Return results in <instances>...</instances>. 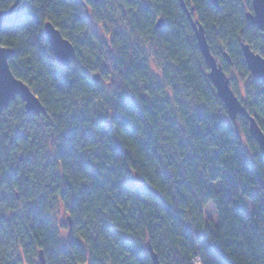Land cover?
Segmentation results:
<instances>
[{"label": "trees", "instance_id": "1", "mask_svg": "<svg viewBox=\"0 0 264 264\" xmlns=\"http://www.w3.org/2000/svg\"><path fill=\"white\" fill-rule=\"evenodd\" d=\"M184 1L188 8H194L192 17L205 30L210 51L222 65L224 72L235 70L242 79L251 77L254 81L253 90H258L264 85L263 81L252 77L241 51V44L244 42L264 58V37L247 16L252 13L251 0H244L243 5H240V0H218L219 8L215 7L211 0ZM90 2L97 13L104 10V15H108L109 10L119 11L122 24L112 30L108 39H111L113 44L117 40L121 41V50L132 48L135 44V51L140 54V59L134 63L137 71L143 73L147 61L142 53V42H156L162 47L166 56L165 67L162 68V71L166 72L165 81L161 82L152 73L151 77L155 78L156 87L162 88L171 79L167 68L175 66V75L180 79L173 83L174 90L176 83L186 84V93L191 90V96L186 94L183 97H175L178 111L173 114L174 117L184 116L187 119L185 112L194 107L206 135L202 136L199 130L194 129L190 143L209 141L208 147L212 148L217 142L207 133L209 124L215 125L213 132L221 129L228 132L225 139L231 143H220L213 148V164L208 167L204 180H200L198 175L195 176L196 180H200V187L207 193L199 204L194 201L186 202L183 195L170 202L168 193L171 189L161 190L164 181L171 177L173 170L178 174L183 172L185 176L192 174L194 169L199 172L201 169L197 166L200 164L201 154L195 149L189 152V143L173 139L175 152L165 156L163 163L155 151L152 157L154 167L145 160L140 149L144 148L147 142L140 141L137 145L132 137L136 132L135 119L143 120L145 115H152L148 105L144 103L148 94L147 91L137 94L133 86L127 84L120 88L112 105L122 111L111 112L110 121L103 114H99L90 121L93 125L90 127L87 113L75 116L74 123L78 127L84 151L76 153V161L66 166L64 173L57 177L58 182L45 185L46 192L28 199L33 195L32 189L36 186L32 181L35 175L33 167H40L36 164L34 155L38 142L31 134H25L22 124L5 132L7 117L0 115V168L4 163L8 165L6 170L0 171V181L17 180V186L19 183L25 184V188L19 194L13 193L12 197L13 201L23 202V214L15 210L12 204L9 205L7 214L0 211V264H40V249L46 264H82L86 258L85 253L88 254L87 264H152L149 244L158 255L160 264H200L201 253H210L215 264H264V204L257 199V193L252 192V189L258 188L264 182V155L249 134L248 118L239 115L234 124L228 117L226 107L217 97L214 86L212 87L215 95H207L197 86L192 71V60L201 61L198 68L208 69V66L196 38L194 49L191 47V41L187 39L189 36L195 37V31L181 9L179 0ZM13 4L16 5L15 8L0 25V43L15 51L8 59L9 67L14 75L27 83L38 96L44 106V112L38 115L27 112L23 100L19 97L1 110L13 115V110L18 105H23V118L29 123L39 118L44 129H60L64 123V110L70 95L75 93L76 97H81L86 92L99 93L103 83L107 82L105 78H111L109 72L104 67L100 72L87 73L90 79L78 88L67 65L59 66L53 56L51 62L58 68L49 73L51 84L38 85L37 82L42 77L32 75L33 62L28 52L20 50L24 45L19 39V33L23 30L26 20L35 28H40L49 21L72 43L75 48L74 59H79L86 55L84 49L89 43L87 36L85 34L74 39L75 28L72 29L73 35H68L65 21L79 24L80 20H84L93 28L95 23L87 10L82 15H77L74 9H79V4L75 3V0H56L59 15L57 11H52L51 0H0V9L7 10ZM38 7L44 11H36ZM237 13L242 18L245 29L239 27ZM99 19L103 23V16H99ZM158 19L163 21V26H157ZM124 25H127L126 30ZM251 30L257 32L253 40L261 43V46L257 47L253 40L247 38V31ZM185 34V39L181 41L179 36ZM97 35L100 36L101 42L105 40L99 32ZM230 41L232 43H229ZM224 52L228 54L231 63L221 54ZM240 54L242 61L238 62L236 57ZM111 58L116 63L122 62L120 55H111ZM12 59L19 62L18 66H13ZM95 75L97 82L93 80ZM132 75L133 71L127 68L121 73L123 81H128ZM151 87L150 79L144 84V88L147 90ZM247 95L252 107L245 108L264 132V98L257 100L249 91ZM84 98L90 105L91 100ZM160 101L164 105L169 103L167 97L163 96ZM188 101L191 103H187ZM152 102L155 103V98ZM159 109L160 105L157 104V112ZM166 127L171 130L172 126ZM237 129L241 133V141H247L246 145L237 143L234 135ZM97 130H101L103 136L111 138L108 155H114L120 164L124 165L128 172L135 173L136 177L116 178L115 173L111 172L112 165L108 163L107 158L100 160L94 148L91 152L93 158L89 157V145H95L99 139L95 135ZM58 135L65 143L58 148L56 158L76 152L72 144L66 143L74 137L72 127L63 128ZM154 143L168 141L161 137L154 140ZM248 152L255 155L248 156ZM181 161V167L177 168V163ZM51 166L45 160L42 167ZM73 168L75 173L71 171ZM187 183L186 179L181 181L185 190ZM4 196L5 194L0 192V198ZM259 196L264 198V191H261ZM203 200L214 201L216 223L205 216ZM61 203L66 213H73L68 215L72 225L71 238L66 244L59 240L54 251L47 239L48 226L54 218L53 212ZM42 207L52 211H42ZM187 216L192 219H186ZM93 219L100 223L98 234L95 236L88 232ZM76 232H79L80 236H77ZM6 246L8 252L5 254Z\"/></svg>", "mask_w": 264, "mask_h": 264}, {"label": "clouds", "instance_id": "2", "mask_svg": "<svg viewBox=\"0 0 264 264\" xmlns=\"http://www.w3.org/2000/svg\"><path fill=\"white\" fill-rule=\"evenodd\" d=\"M75 3L79 4V9H74L77 11V15H82L83 12L87 10L88 14L93 18L95 28H93L92 25L88 24L84 20H80L79 24L68 23L65 21V25L68 27V35H73L72 29L75 28L76 35L73 38L78 39L80 36L86 34L89 42L88 47L84 49L86 55L79 59L69 60L67 62V68L71 72L72 78L78 88L82 87L83 83L90 79L87 73L100 72L104 67H106L108 70L111 78H105L107 82L103 83L102 90L99 93L86 92L81 97H76L75 93H72L67 99V108L64 110V123L61 125L60 129H44L39 118L36 120H31L29 123L28 120L23 118V113L25 112L23 105H18L13 110V115H9L8 112L0 110V115L7 117V127L4 128L5 132H7L10 128L22 124L25 128V134H31V136L38 142L37 151L34 155L36 164L40 165V167H33L35 175L32 177V181L36 186L32 189L33 195L29 196L28 199H33L40 193L46 192L45 185L58 182L57 177H60L64 173L66 166L76 161V153L84 151V149L81 147L83 141L79 137L78 127L74 123L75 116L79 113H87L90 127H93L90 121L94 120L99 114H103L105 118L110 121L111 112L122 111L119 108L112 107L116 96L119 94L120 88L122 86H126L127 84H131L137 94L147 91L148 98L144 101V103L148 105L149 110L152 112L151 117L145 115L143 120L135 119L136 132L132 137L133 142L137 145L140 141L147 142L146 146L140 149V151L143 153L144 159L149 161L150 164H152L154 151L160 157L162 163L165 156L175 152L176 146L174 143H172L173 139H180L182 142L189 143V152H191L193 149L200 152L201 161L197 166L201 169L199 172H196L194 169L192 174L185 176L183 172L178 174L176 170H173L171 177L164 181L163 187L161 189L162 191L171 189V192L168 193L170 202H174L177 197L183 195L186 202L194 201L195 203L199 204L203 196L207 195V193L204 192L200 187V180L205 179V173L208 167L213 164V148H216L220 143L230 144L231 141L225 139L229 133L225 132L223 129L219 130L218 132H213L215 125L209 124L207 126V133L211 134L217 143L213 144L212 148L208 147L209 141L191 144L190 142L192 140L194 129L199 130L200 135H206L205 131L200 125L199 118L195 113L194 107H190L185 112V116L188 117L187 119H185L184 116H173V114L178 111L175 106V97L177 95L183 97L186 94L191 96V90L186 93L184 91L186 84L182 85L179 83L175 84L174 90L173 83L180 79L175 75V66L167 68V74L171 79L169 82L165 83L162 88L156 87L154 82L155 78L151 77V73L154 72L155 76L159 77L161 82L165 81L166 72L162 71V68L165 67L166 56L164 55V50L159 45V43L142 42V53L147 58V61L145 68L143 69V73H141L134 68L135 61L140 59V54L135 51V44H133L132 48L121 50L119 48L121 41L117 40L116 43L113 44L111 39H108V37L112 35V30L118 25L122 24V21L119 18V11L111 12L109 10L108 15H104V10H101L100 13H97L93 9V4L90 2V0H75ZM243 3L244 0H240V5H243ZM50 7L52 11H57V15H59V11L56 7V0H51ZM112 7H115L114 3ZM105 9H107V5H105ZM36 11L43 12L44 9L38 7ZM99 16H103V23L99 19ZM110 17L114 19H110ZM237 17L239 27L241 29H245V24L242 18L239 17V13H237ZM61 19H63V17H61ZM44 28H46V25H42L40 28H35L31 22L26 20L23 30L19 33V39L24 45V47L20 50L28 52L29 57L33 62L31 69L32 75L34 77H42V79L38 80V85H50L51 80L49 73L56 71L58 68L55 63L51 62L55 47L45 35ZM124 28L126 30L127 25H124ZM97 32L105 37L103 42L100 41V36L97 35ZM185 36L186 34L179 36V39L183 41ZM256 36L257 32L255 30L247 31V38L249 40H253V38ZM187 39L191 41V47L194 49L196 47L195 37L189 36ZM229 43H232V41ZM253 43L257 47L261 46V43L257 42L256 40H253ZM111 55H120L122 57V62L116 63V61L111 58ZM236 58L238 62L242 61V54L238 55ZM11 62L13 66H18L19 62L17 60L12 59ZM200 64L201 61L199 59L192 60V71L195 75V79L197 80V86L205 94L215 95L212 83L206 75L210 69L198 68L197 66ZM126 68L131 69L134 75H132L128 81H123L121 73ZM150 79L152 81V87L146 90L144 88V84L148 83ZM187 79L188 78L186 77L185 80L187 81ZM253 83L254 81L251 79V77H249L243 82V84L236 85L237 91L241 92V98H244L243 90L245 88H247L251 95L257 100L264 98V85H261L258 90H253ZM37 90H39L38 87ZM162 96L167 97L169 101L167 105H164L160 101V97ZM84 97H86L87 100H91L90 105L87 104V101ZM153 98H155V103L152 102ZM193 99H198V97H193ZM187 103H191V101H188ZM157 104L160 105L158 112L156 110ZM132 118L133 117H130V119ZM225 119H227V116H225ZM166 125H171V130H169ZM68 127H72L74 129V137L72 140H69L66 143L72 144L76 152L62 158H56V152L58 148L65 143V141L60 139L58 132L63 128ZM95 135L99 137V139L95 145H89V157L93 158L91 152L94 148L95 153L100 160L103 161L107 158L108 163L112 165L111 172L115 173L116 178L136 177V174L128 172L126 167L121 165L119 160L114 155H108V145L111 143V138L103 136L101 130H97ZM234 135L237 143L246 145L247 141H241V133L238 129L235 131ZM149 137H152V139H149ZM161 137L168 141V143L155 144L154 140H159ZM245 151H247L246 148ZM176 155H179V153H176ZM247 155L253 156L255 154L248 152ZM45 160H47L52 166L46 168L42 167ZM182 163V161L177 163L176 167L180 168ZM152 166L154 167L155 165L152 164ZM7 167V163H4L2 168H0V171L6 170ZM94 167H96V165H94ZM71 171L75 173L74 168ZM197 175L200 177V180L195 179V176ZM185 179L188 181L186 190L183 186H181V181ZM24 188V183H19V186H17V180H9L7 182L0 181V192L5 194L4 197L0 198V211L7 214L9 205L12 204L14 209L19 211L22 215L23 202L19 200L13 201L12 197L13 193L19 194ZM261 191H264V182H262L258 188L252 189V192L257 193V199H260L261 204H264V198L259 196ZM189 206H191V204H189ZM59 207L63 208V204L61 203ZM203 207L206 210L212 209L214 207V201L203 200ZM253 208H255V205H253ZM45 210L52 211L49 208L42 207V211ZM64 215V212L58 213L59 218H63ZM67 215H73V213H67ZM186 219L191 220L192 217L187 216ZM99 228L100 223L93 219L88 232L95 236L98 234L97 230ZM68 232L69 227L67 225L61 226L58 218L52 219V223L48 226L47 236L48 243L52 250H56L57 242L61 238H67ZM76 235L80 236V233L76 232ZM81 239H83V236H81ZM5 244L7 245V241H5ZM4 252L5 254L8 252L7 246L5 247ZM87 255L88 254L85 253L86 258L84 261H82V264H87ZM200 264H215V261L213 260L210 253H201Z\"/></svg>", "mask_w": 264, "mask_h": 264}, {"label": "water", "instance_id": "3", "mask_svg": "<svg viewBox=\"0 0 264 264\" xmlns=\"http://www.w3.org/2000/svg\"><path fill=\"white\" fill-rule=\"evenodd\" d=\"M97 2L100 0H91ZM212 4L218 7V0H211ZM180 7L183 9L188 20H190L193 30L195 31V38L198 42L201 53L203 54L205 64H207L208 79L211 81L212 86L216 90L217 97L220 98L224 107H226L228 117L236 124L239 115L248 118L249 134L259 146V149L264 155V132L259 127L256 119L250 115L248 110L242 105L238 96L235 95L229 85V77L224 72L223 67L217 62L215 56L210 51L208 42L205 37V30L202 25L193 19L192 12L194 8H188L184 0H179ZM15 4L7 10L0 9V25L7 19L15 8ZM252 13H248L252 23L260 29L264 37V0H251ZM157 26H163L161 19L157 20ZM45 35L48 40L54 45V59H56L59 66L65 67L69 60L75 57V48L72 43L64 36L61 35L60 30L52 25L49 21L44 23ZM241 51L243 52L244 61L246 62L247 69L252 77L256 80L264 82V58L255 50H252L247 43L241 44ZM15 51L12 48H7L0 43V110L8 107L12 100L19 97L23 100L25 109L32 114H40L44 112V106L40 102L38 96L32 92L29 85L19 78H17L9 67V57L13 56ZM226 61L231 63L230 58L226 52L223 53ZM95 82L98 81L97 76L93 77ZM27 102V103H25ZM70 220V218H69ZM149 254L151 255L152 264H160L158 255L153 251L152 246L148 245ZM38 260L40 264H46L44 260L43 251L40 249L38 253Z\"/></svg>", "mask_w": 264, "mask_h": 264}, {"label": "rangeland", "instance_id": "4", "mask_svg": "<svg viewBox=\"0 0 264 264\" xmlns=\"http://www.w3.org/2000/svg\"><path fill=\"white\" fill-rule=\"evenodd\" d=\"M152 74L155 75L154 72ZM226 74L229 77V85H230L231 89L233 90V92L235 93V95L238 96V98L240 99L242 105L244 107L245 106L246 107L248 106L250 108V106H251L250 101L251 100L249 99V95H247L248 89L245 88L243 90V96H244V98H241V92L240 91H237V89H236V85L237 84H243V82L246 81L248 78L242 79L241 76L235 70H230ZM157 78L159 79V77H157ZM215 186H217V184H215ZM59 212H64L65 213V215L63 216V218H59V216H58V213ZM53 216H54V218H58L59 219V222H60L61 226L67 225L69 227V232H68L67 238L66 239L65 238H61L60 239L61 243L63 242L64 244H66L70 240V238H71L70 237V234H71V231H72V225H71V222L69 220V217H68L67 213L65 212L64 208H60L59 206L53 212ZM205 216L207 218L213 220L215 223L217 222V219H216L217 218V213H216V209L214 207L212 209H210V210H206L205 209Z\"/></svg>", "mask_w": 264, "mask_h": 264}]
</instances>
